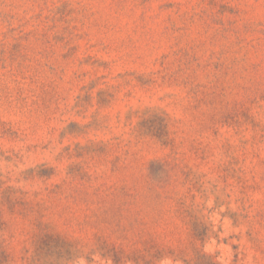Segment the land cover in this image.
Segmentation results:
<instances>
[{
  "label": "rangeland",
  "instance_id": "374dc122",
  "mask_svg": "<svg viewBox=\"0 0 264 264\" xmlns=\"http://www.w3.org/2000/svg\"><path fill=\"white\" fill-rule=\"evenodd\" d=\"M0 264H264V0H0Z\"/></svg>",
  "mask_w": 264,
  "mask_h": 264
}]
</instances>
